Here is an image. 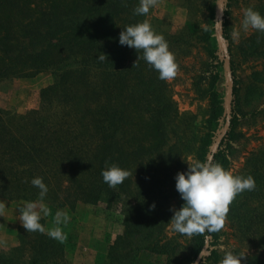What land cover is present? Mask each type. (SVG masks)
<instances>
[{"label": "trees", "instance_id": "obj_1", "mask_svg": "<svg viewBox=\"0 0 264 264\" xmlns=\"http://www.w3.org/2000/svg\"><path fill=\"white\" fill-rule=\"evenodd\" d=\"M138 4L139 0H0V82L42 70H51L54 77L42 88L38 108L8 117L0 107V198L39 201L40 190L30 182L34 176H42L48 185L43 201L71 208L78 200L105 203L110 208L116 199L131 196L134 203L123 209V221L127 233L143 240L135 249L165 253L166 264H179L178 235L162 236L169 221L164 206L169 200L176 201L178 207L184 203L176 185L166 183L176 151L193 152L196 160L220 162L227 169L229 148L239 135L235 128L247 113L228 114L225 96L216 88L209 94L205 132L191 113L180 111L168 80L161 79L158 70L143 59V50L119 42L125 25L146 18V14L135 12ZM156 32L164 35L161 30ZM194 33L209 54L206 64L210 74L205 78L212 76L214 85L228 55L230 80L237 94L226 15L220 33L215 27L199 33L188 24L164 37L170 46L189 41L185 35ZM252 36L257 46L264 45V33ZM99 54L105 59H99ZM169 127L182 133L181 139L169 143ZM112 163L130 172L115 187L102 177V169ZM234 174H251L256 181L254 189L235 196L226 214L235 238L254 250L241 261L264 264V146L252 152ZM41 234L32 244V264H42L55 254L51 238ZM220 236L207 230L191 235L194 258L205 244L209 251L199 264H219L223 259L225 252L218 248ZM111 254L118 263L116 250ZM13 259L14 252L0 254V264H19Z\"/></svg>", "mask_w": 264, "mask_h": 264}, {"label": "rangeland", "instance_id": "obj_2", "mask_svg": "<svg viewBox=\"0 0 264 264\" xmlns=\"http://www.w3.org/2000/svg\"><path fill=\"white\" fill-rule=\"evenodd\" d=\"M263 4L264 0H228L220 23L217 21H220V8L216 0H157L156 5L151 7L146 14V18L155 31L161 30L165 35L180 32L188 24L199 33L204 28L212 29L213 27L218 33L226 15L232 33L240 26L244 8L251 6L264 13ZM254 33L259 37V34L264 32L250 28L247 33L241 30L239 38H233L231 35V46L235 59L234 71L238 83L237 94L233 93V81L230 80L232 70L229 75L227 69L228 55L222 72L213 85L211 84L212 76L205 78L210 74L206 64L209 59L208 50L198 40L196 33L185 35L189 41L183 40L182 44L169 46L175 54L178 65L177 74L168 80L175 105L180 111L191 113L192 118L203 126L204 132L206 128L203 119L208 115L209 94L214 88L220 90L225 96L227 107L229 104L230 108L228 114L231 115L233 111L240 115L247 113L239 118L235 128L239 135L232 141L229 148L230 162L227 169L233 174L243 167L252 152L264 146V45L257 46L253 42L252 34ZM257 42L259 44V39ZM53 80L51 70H42L35 75L5 78L0 82V107L7 112L8 117L38 108L42 88L51 84ZM230 86H232L231 93ZM167 129L169 143L177 138L181 139L179 135L182 133L175 127ZM187 143L190 146L191 142ZM176 154L173 164L168 169L167 186L176 185V174L182 170L186 171L189 161H196L193 152L186 154L178 148ZM127 197L116 199L110 208H106L105 203L95 205L82 200H78L74 208L58 202L42 201L50 209L48 215L41 217V222H44L46 228L54 226L55 213L58 209L68 211L71 217L66 225H62L63 231L67 234L63 241L43 232L51 238L49 244L55 248V254L42 260V264H74V262L81 264H166L165 253H155L146 248L135 249V246L141 245L143 240L139 239L135 233L126 231L123 209L128 203H134L131 196ZM25 201L0 198V204L3 205V210L0 212V254H13L14 252L16 259L13 261L16 260L19 264H32L31 255L34 252L32 244L43 234L40 231H27L23 227L19 215L20 206ZM169 201L164 206L165 216L169 218V221L164 226L162 236L167 238L177 234L179 241L176 254L181 262L179 264L188 262L194 264L199 254L194 258L195 247L191 236L173 229L170 221L173 206L179 207L176 201ZM215 232L221 235L218 248L222 252L229 249L234 251L235 248H240L245 254L254 251L242 246V243L235 238L227 215L222 227ZM42 240L48 241L44 238ZM113 250H116L119 256L118 263L114 261L113 254H111ZM208 253L209 251L206 250L205 254ZM207 264H213V262L208 261Z\"/></svg>", "mask_w": 264, "mask_h": 264}, {"label": "clouds", "instance_id": "obj_3", "mask_svg": "<svg viewBox=\"0 0 264 264\" xmlns=\"http://www.w3.org/2000/svg\"><path fill=\"white\" fill-rule=\"evenodd\" d=\"M227 2L228 0H216L221 11L224 10ZM156 3L157 0H139L135 12L147 14ZM250 28L264 32V13L251 6L243 9L240 26L235 28L231 35L233 38H239L241 30L247 33ZM119 42L130 47L134 46L137 50L142 49L143 59L158 70L161 79L170 80L177 74L178 65L174 52L164 35L156 32L147 18L125 25L120 32ZM98 58L103 60L105 56L99 54ZM189 162L186 171L182 170L176 174V188L184 203L179 208L173 206V215L170 219L172 227L175 231L189 236L206 230L217 231L224 223L230 202L245 189H254L255 178L251 174L247 176L233 174L220 162L210 160ZM129 175L128 169L116 163L102 169L103 180L110 187L122 183ZM30 182L39 188L40 200H28L20 206L19 218L23 227L27 231L46 232L50 237L63 241L67 234L63 231L62 225H66L71 219L69 212L58 209L55 213L54 226L46 228L41 222V217L50 212L42 202L49 190L48 185L42 176H34ZM2 210L3 205L0 204V212ZM200 254L205 255L202 251ZM243 256H245L244 252L234 253L229 249L225 251L219 264H242Z\"/></svg>", "mask_w": 264, "mask_h": 264}, {"label": "water", "instance_id": "obj_4", "mask_svg": "<svg viewBox=\"0 0 264 264\" xmlns=\"http://www.w3.org/2000/svg\"><path fill=\"white\" fill-rule=\"evenodd\" d=\"M220 21L222 20V18H223V11H221L220 10ZM219 33H220V30H219ZM227 69H228V72H229V75L231 74V69H230V62H229V59L227 58ZM231 91H232V86H230V93H231ZM228 111H230V108H229V104H228ZM227 127H228V123L226 124V126H225V128L223 129V131H222V133L219 135V137L217 138V140H216V142H215V144H214V148H213V150H212V152H211V154H210V158L213 156V153L215 152V150L218 148V146H219V144H220V141H221V139H222V137H223V135H224V133L226 132V130H227ZM206 250H207V244H205L204 246H203V248L201 249V251L203 252V253H205L206 252ZM201 251H200V253H201ZM199 253V255H198V257L196 258V261H195V263L194 264H199V262L201 261V254Z\"/></svg>", "mask_w": 264, "mask_h": 264}, {"label": "crops", "instance_id": "obj_5", "mask_svg": "<svg viewBox=\"0 0 264 264\" xmlns=\"http://www.w3.org/2000/svg\"><path fill=\"white\" fill-rule=\"evenodd\" d=\"M74 264H81V263H76V262H74Z\"/></svg>", "mask_w": 264, "mask_h": 264}]
</instances>
